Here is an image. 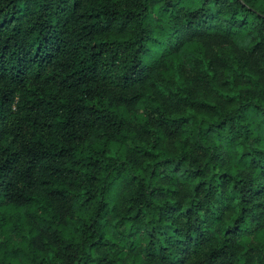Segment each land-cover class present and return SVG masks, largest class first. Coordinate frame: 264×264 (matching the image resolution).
Masks as SVG:
<instances>
[{"label": "trees", "instance_id": "trees-1", "mask_svg": "<svg viewBox=\"0 0 264 264\" xmlns=\"http://www.w3.org/2000/svg\"><path fill=\"white\" fill-rule=\"evenodd\" d=\"M0 264H264V0H0Z\"/></svg>", "mask_w": 264, "mask_h": 264}]
</instances>
